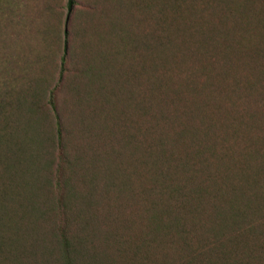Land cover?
<instances>
[{
  "label": "trees",
  "instance_id": "obj_1",
  "mask_svg": "<svg viewBox=\"0 0 264 264\" xmlns=\"http://www.w3.org/2000/svg\"><path fill=\"white\" fill-rule=\"evenodd\" d=\"M137 6L148 32L86 37L72 153L53 101L66 41L50 82L0 66V264H264V0ZM182 54L196 67L179 81Z\"/></svg>",
  "mask_w": 264,
  "mask_h": 264
},
{
  "label": "rangeland",
  "instance_id": "obj_2",
  "mask_svg": "<svg viewBox=\"0 0 264 264\" xmlns=\"http://www.w3.org/2000/svg\"><path fill=\"white\" fill-rule=\"evenodd\" d=\"M66 3L67 0H0V66H5L8 74L12 71L20 75L22 69L21 83H25L28 78L39 73L49 76V82L53 80L55 72L58 71L63 41H66L67 54L63 64L65 71L53 95L55 107L63 124V138L69 135L74 137L77 132L74 115L70 113L72 100L68 95V88L76 85L79 92L82 88H87L84 80H82L83 84L80 83V71L87 67L86 46L89 47L94 42L92 39L86 40L87 35L94 32L102 35V45L108 48L118 43L115 35L122 27L123 38L133 39L136 33L148 32L151 26L149 20L140 15L141 7L137 6L140 0H70L68 11ZM148 14L145 16H149ZM106 20L117 22L118 27L109 29L110 33L107 32L108 29L103 27V21ZM96 23L99 24V28ZM83 40L86 43L84 44L86 50L83 47ZM37 54H48L49 56L47 55V58L44 57L43 60L34 59L37 62L28 70L27 65L18 68L22 58L28 57L25 60H29ZM182 55L179 62L168 66L173 71L174 79L179 81L184 72L196 67L189 55ZM38 60L40 67L37 65ZM11 62L18 63L14 65ZM142 84L143 82L133 84L132 87L130 84L128 89L139 92L144 87ZM83 97L86 100V97ZM222 102V96L214 93V100L205 106V110L212 111L215 104H222ZM124 110L123 117L126 120L133 119L132 108L127 107ZM89 116L90 114H87L86 122L89 121L88 123L92 126H100L104 123L102 120L95 122ZM216 127L219 129V126ZM218 136L220 137L218 143L225 147L230 146V140L220 129ZM69 142L70 140L67 143L65 138L64 153H72Z\"/></svg>",
  "mask_w": 264,
  "mask_h": 264
}]
</instances>
